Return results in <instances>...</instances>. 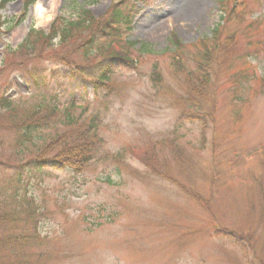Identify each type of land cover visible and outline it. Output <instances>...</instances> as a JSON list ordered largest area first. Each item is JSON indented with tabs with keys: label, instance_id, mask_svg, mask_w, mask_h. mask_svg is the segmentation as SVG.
<instances>
[{
	"label": "rangeland",
	"instance_id": "1",
	"mask_svg": "<svg viewBox=\"0 0 264 264\" xmlns=\"http://www.w3.org/2000/svg\"><path fill=\"white\" fill-rule=\"evenodd\" d=\"M111 1L36 0L23 15V0H7L0 10L6 22L0 26V97L12 100L18 117L35 106L57 110L23 151L24 160L70 127L98 122V154L82 174L23 173L17 203L33 204L36 223L27 232L38 237L24 251L28 259L30 253L39 254L38 264H264V171L258 162L264 156V0H246L244 24L232 25L229 61L215 69L213 117L203 127L179 119L173 105L179 90L172 62L178 61L170 36L186 47L209 38L221 16L217 0H195V13L182 18L183 0H137L131 31L95 57L126 54L134 68L115 69L96 95L90 84L30 93L15 79L20 53L7 52L31 27L47 32L55 17L73 19L80 9L100 18ZM38 9L49 17L45 25ZM252 20L257 27L246 29ZM191 61L187 70H195ZM8 113L0 106V128L11 124ZM15 137L0 130V180L20 164L9 148ZM6 198L2 192L0 199Z\"/></svg>",
	"mask_w": 264,
	"mask_h": 264
},
{
	"label": "trees",
	"instance_id": "2",
	"mask_svg": "<svg viewBox=\"0 0 264 264\" xmlns=\"http://www.w3.org/2000/svg\"><path fill=\"white\" fill-rule=\"evenodd\" d=\"M35 1L23 0V15L28 13ZM6 3L7 0H0V10ZM138 4L136 0H112L108 10L100 18L80 9L76 11L73 19L56 17L47 32L31 27L21 44L14 51L7 52L14 56L20 53L22 62L18 65L20 71H17L19 74L15 75V79L26 86L30 93L41 91L49 85H66L69 90L76 91L90 84L94 95L102 88L107 89L108 75L121 67L133 69V60L126 54H113L100 60L95 57L100 49L119 39L123 31L130 30L133 17L138 12ZM216 4L221 16L209 38L186 47L179 42L176 35L170 36L174 58L178 61L172 62V71L177 78L179 90L173 105L179 109V119L190 123L202 122V127L205 126V121L213 117L214 106L210 101L216 82L213 77L216 75L215 69L227 67L226 62L229 61L228 56L235 37L232 25L244 24V19L248 16L246 0H217ZM256 21L246 24V29L257 27ZM5 23L0 22V26ZM139 50H144V47ZM76 57L81 61L77 62ZM187 59H193L191 62L195 65V70L185 68ZM29 60L34 61L30 63ZM46 62L48 63L44 65ZM153 74L154 77L159 76ZM9 87L14 86L9 84ZM11 104L12 100L5 94L0 97V106L9 112V124L11 121L10 125L2 126L0 130L16 135L9 148L20 164H13V172L8 180H0V194L3 192L8 195V198L0 199V264H38L41 261L39 254L36 258L28 252L32 260L30 261L24 252L28 250L30 241L38 239L36 235L31 237L27 232L29 224L36 223L31 214L34 207L31 201H24L22 205L17 203V187L23 181V173L70 170L75 175L82 174L98 154V122L91 118L83 128L70 127L69 130L57 134L50 144H40L35 156L24 160L23 151L30 148L27 146L29 143L39 140L37 131L43 124H47L57 110L53 107L42 111V106H35L26 115L18 117ZM67 115L65 119L71 125L72 118ZM258 162L264 171V156L261 154ZM164 179L171 181L168 176Z\"/></svg>",
	"mask_w": 264,
	"mask_h": 264
},
{
	"label": "bare ground",
	"instance_id": "3",
	"mask_svg": "<svg viewBox=\"0 0 264 264\" xmlns=\"http://www.w3.org/2000/svg\"><path fill=\"white\" fill-rule=\"evenodd\" d=\"M182 7L178 13L177 16L182 17H189L192 16L195 13L196 9V1L195 0H183L182 1ZM56 1H52L50 6V13L52 14L55 11ZM37 19L40 22L41 25H45L47 21L49 20V17L46 15V13L38 9L37 10Z\"/></svg>",
	"mask_w": 264,
	"mask_h": 264
}]
</instances>
